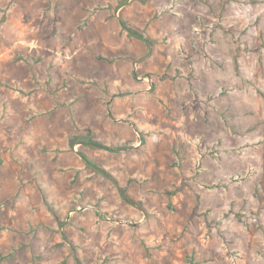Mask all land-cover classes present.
I'll return each mask as SVG.
<instances>
[{"label":"rangeland","instance_id":"rangeland-1","mask_svg":"<svg viewBox=\"0 0 264 264\" xmlns=\"http://www.w3.org/2000/svg\"><path fill=\"white\" fill-rule=\"evenodd\" d=\"M0 264H264V0H0Z\"/></svg>","mask_w":264,"mask_h":264},{"label":"water","instance_id":"water-1","mask_svg":"<svg viewBox=\"0 0 264 264\" xmlns=\"http://www.w3.org/2000/svg\"><path fill=\"white\" fill-rule=\"evenodd\" d=\"M131 32L137 34L135 31H131ZM113 119H114V118H113ZM114 120H116V119H114ZM132 125H134V124H132ZM91 144H93V145H95V146H99L98 144H95V143H91ZM81 157H82V159H83L84 161H86V163H87L88 165H90L92 168L99 170L95 165H93V164H92L89 160H87L85 157H83V156H81ZM102 173L105 174L104 172H102ZM126 223L131 224V225H133V226H135V227H137V226L139 225V223H130V222H126Z\"/></svg>","mask_w":264,"mask_h":264},{"label":"trees","instance_id":"trees-1","mask_svg":"<svg viewBox=\"0 0 264 264\" xmlns=\"http://www.w3.org/2000/svg\"><path fill=\"white\" fill-rule=\"evenodd\" d=\"M80 137L79 139H77L76 137L73 138L72 144H76L75 142H92L91 141V136L90 135H85V136H78Z\"/></svg>","mask_w":264,"mask_h":264},{"label":"flooded vegetation","instance_id":"flooded-vegetation-1","mask_svg":"<svg viewBox=\"0 0 264 264\" xmlns=\"http://www.w3.org/2000/svg\"><path fill=\"white\" fill-rule=\"evenodd\" d=\"M88 160V159H87Z\"/></svg>","mask_w":264,"mask_h":264}]
</instances>
